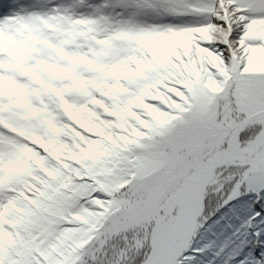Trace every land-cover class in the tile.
<instances>
[{
    "label": "snow or ice",
    "instance_id": "6c2138e0",
    "mask_svg": "<svg viewBox=\"0 0 264 264\" xmlns=\"http://www.w3.org/2000/svg\"><path fill=\"white\" fill-rule=\"evenodd\" d=\"M0 264H264V0H0Z\"/></svg>",
    "mask_w": 264,
    "mask_h": 264
}]
</instances>
